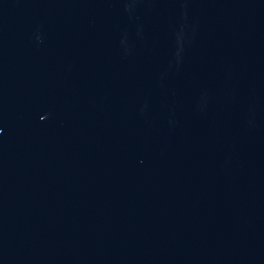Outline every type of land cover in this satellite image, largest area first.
Here are the masks:
<instances>
[{
    "label": "water",
    "instance_id": "water-1",
    "mask_svg": "<svg viewBox=\"0 0 264 264\" xmlns=\"http://www.w3.org/2000/svg\"><path fill=\"white\" fill-rule=\"evenodd\" d=\"M0 264H264V0H0Z\"/></svg>",
    "mask_w": 264,
    "mask_h": 264
}]
</instances>
